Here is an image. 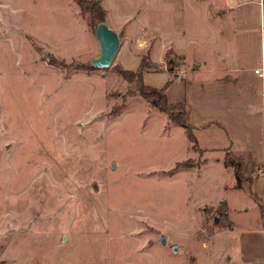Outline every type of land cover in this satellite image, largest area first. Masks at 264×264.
<instances>
[{
  "label": "rangeland",
  "instance_id": "obj_1",
  "mask_svg": "<svg viewBox=\"0 0 264 264\" xmlns=\"http://www.w3.org/2000/svg\"><path fill=\"white\" fill-rule=\"evenodd\" d=\"M80 1L85 14L74 0H0V264H229L228 204L256 221L224 155L201 156L120 74L143 60L144 85L176 82L169 98L183 101L193 65L155 33L164 24L180 48L211 34L209 1L191 34L180 0ZM96 2L121 42L107 70L90 66Z\"/></svg>",
  "mask_w": 264,
  "mask_h": 264
},
{
  "label": "crops",
  "instance_id": "obj_2",
  "mask_svg": "<svg viewBox=\"0 0 264 264\" xmlns=\"http://www.w3.org/2000/svg\"><path fill=\"white\" fill-rule=\"evenodd\" d=\"M180 1L184 4L180 7L181 26L188 25L189 34L197 25H190V21L203 1H209L212 7L214 27L211 34H193L181 48L164 24L159 35L155 33L162 42L171 39L173 51L193 65L189 72H182L184 100L172 103L169 98V89L176 82L166 90L167 100L184 104L186 122L201 156L222 153L224 162L227 155L242 161L241 192L235 189V181L233 191H239L250 202L249 214L256 223L246 222L245 217L236 221L234 212L248 214V209L242 206L234 211L228 204L231 209L226 213L221 235L236 236L233 247L237 249L231 262L230 257L226 262L264 264V0ZM110 29L119 33L114 26ZM194 111L196 118L192 121ZM226 167L233 176L231 168Z\"/></svg>",
  "mask_w": 264,
  "mask_h": 264
},
{
  "label": "trees",
  "instance_id": "obj_3",
  "mask_svg": "<svg viewBox=\"0 0 264 264\" xmlns=\"http://www.w3.org/2000/svg\"><path fill=\"white\" fill-rule=\"evenodd\" d=\"M74 1L77 3L81 14H85L86 6L84 2L80 0ZM94 5L98 11V15H94L96 22H104L105 11L99 6L98 2H96ZM143 68L144 65L142 60L139 69L136 72L122 70L120 71V74L129 85L134 84L133 88H131L132 92L139 94L151 107L157 109L160 112L166 113L171 122L177 124L186 131L187 141H190L193 145H195L191 127L186 122L187 114L186 110H184V105L170 104L167 100L166 90L170 86L171 81L167 82V84L161 89L145 86L142 77ZM224 163L233 171L235 186L239 187L241 181L243 180V174L241 170L242 161L238 158L235 159L231 155H227Z\"/></svg>",
  "mask_w": 264,
  "mask_h": 264
},
{
  "label": "water",
  "instance_id": "obj_4",
  "mask_svg": "<svg viewBox=\"0 0 264 264\" xmlns=\"http://www.w3.org/2000/svg\"><path fill=\"white\" fill-rule=\"evenodd\" d=\"M94 37L97 40L100 53L97 58L90 62V66L96 70H107L120 48V37L115 31L108 28L103 21L95 23ZM161 242L165 244L163 237Z\"/></svg>",
  "mask_w": 264,
  "mask_h": 264
}]
</instances>
